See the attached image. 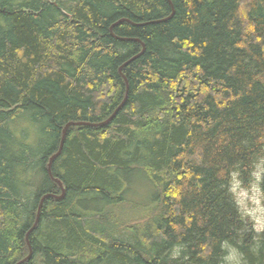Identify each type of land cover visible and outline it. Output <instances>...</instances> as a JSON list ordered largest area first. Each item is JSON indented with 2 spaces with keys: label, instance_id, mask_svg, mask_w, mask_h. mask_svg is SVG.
<instances>
[{
  "label": "trees",
  "instance_id": "16d2710c",
  "mask_svg": "<svg viewBox=\"0 0 264 264\" xmlns=\"http://www.w3.org/2000/svg\"><path fill=\"white\" fill-rule=\"evenodd\" d=\"M0 0V264H264V0ZM120 19H126L116 23ZM144 43V51L135 59ZM264 195V173L261 178Z\"/></svg>",
  "mask_w": 264,
  "mask_h": 264
},
{
  "label": "rangeland",
  "instance_id": "374dc122",
  "mask_svg": "<svg viewBox=\"0 0 264 264\" xmlns=\"http://www.w3.org/2000/svg\"><path fill=\"white\" fill-rule=\"evenodd\" d=\"M264 173V155L256 162L251 173V178L246 183L238 178V174L232 175V192L236 198L242 213L253 222L255 230L264 228V195L261 189V178ZM228 264H240L235 251L229 250Z\"/></svg>",
  "mask_w": 264,
  "mask_h": 264
},
{
  "label": "water",
  "instance_id": "95a60500",
  "mask_svg": "<svg viewBox=\"0 0 264 264\" xmlns=\"http://www.w3.org/2000/svg\"><path fill=\"white\" fill-rule=\"evenodd\" d=\"M171 7H172V12L169 16H167L166 18H163V19H159V20H155L154 22H158V21H165L166 19L170 18L172 15H173V12H174V8H173V4L171 2V0H168ZM126 19H120L118 20L116 23H119L120 21H124ZM138 41H140L139 39H136ZM141 42V41H140ZM142 44V49L139 53H137L136 55L132 56L129 60H127L126 62H124L120 67H119V71L122 72V67L127 64L129 61L135 59L137 56H139L145 49V45L143 42H141ZM124 79H125V82H126V94H125V97H124V100L120 103V105L114 110V112L105 120H102L100 122H85V121H69L65 124L63 130H62V136H61V141H60V145H59V148L57 150V152H55L52 156H50L49 158V161L47 163V171H48V174L50 175V177L59 185V187L61 188V193L60 194H54V193H47V194H44V196L41 198L40 200V203H39V206H38V210H37V215H36V219H35V222L33 224V226L31 227V229L27 232L26 234V240H27V244H28V247H29V254L23 258L22 260H20L19 262H17L16 264H20L22 263L23 261L27 260L31 254H32V248H31V244H30V241L28 239V235H29V232L36 226L37 222H38V218H39V214H40V210H41V207H42V204H43V201L45 198L47 197H54L56 199H60L64 196L65 194V189H64V186L62 184V182L54 177L52 175V171H51V165H52V162L54 160L55 157H57L59 155V153L61 152V149H62V146H63V142H64V138H65V135H66V132L69 128V126L71 125H90V126H104V125H107L109 124L114 116L117 114L118 110L122 107V105H124V102L127 98V92H128V82H127V79L126 77L123 75Z\"/></svg>",
  "mask_w": 264,
  "mask_h": 264
}]
</instances>
